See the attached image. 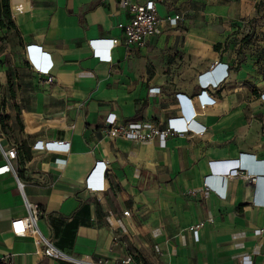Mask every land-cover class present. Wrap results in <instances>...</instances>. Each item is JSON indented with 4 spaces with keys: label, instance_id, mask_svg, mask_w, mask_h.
<instances>
[{
    "label": "crops",
    "instance_id": "obj_1",
    "mask_svg": "<svg viewBox=\"0 0 264 264\" xmlns=\"http://www.w3.org/2000/svg\"><path fill=\"white\" fill-rule=\"evenodd\" d=\"M26 1L27 9H14ZM184 1L160 5L158 31L129 51L109 44L122 34L117 22L129 16L120 0H11L14 25H0V166L13 143L18 157L15 171L0 172V264H69L10 231V220L29 212L26 197L42 209L40 232L77 255L130 253L133 264H264V82L251 57L238 67L226 49L230 30L204 21L227 13L228 4H209L195 24L186 14L171 24L167 14L191 9ZM97 39L110 60L95 54ZM28 45L50 54L51 81L36 71ZM217 61L229 64L228 76L209 90L215 103L201 107L200 74ZM222 74L218 68L211 76ZM179 93L189 99L185 109ZM110 112L163 121L183 114L204 133L174 135L165 145L110 138L101 132ZM61 139L69 148H42ZM242 156L249 178L232 171L243 167L213 165ZM96 160L111 170L101 191L86 186ZM197 223L198 239L190 228Z\"/></svg>",
    "mask_w": 264,
    "mask_h": 264
},
{
    "label": "built area",
    "instance_id": "obj_2",
    "mask_svg": "<svg viewBox=\"0 0 264 264\" xmlns=\"http://www.w3.org/2000/svg\"><path fill=\"white\" fill-rule=\"evenodd\" d=\"M122 7L128 12L127 20H120L117 22V26L122 30L120 36H114L109 38V44L112 46L123 45L126 50L131 51L132 48L141 49L144 48L152 35L158 31L159 24L162 20L160 14V5L167 4L171 6L172 0H120ZM11 5V0H10ZM28 8V3H16L14 9L16 11L24 10ZM13 10V9H12ZM11 10L13 17L14 12ZM186 12L181 8L174 13H169L166 19L171 24H178L180 20L185 17ZM102 42L100 39L92 40V44L95 46V54L101 58L111 59V55L100 49L99 44ZM27 53L31 56L34 63V67L37 72L48 74V81H51L53 76L50 70L53 67L51 56L47 51H42L41 46H27ZM220 68L223 74L218 78H213L211 74H214ZM211 71H206L200 74V91L195 96L198 100V104L201 107L214 104L216 98L210 94L209 90L213 87L220 86L221 82L225 77L228 76L229 64L226 62H215L211 65ZM154 89V88H152ZM179 100L183 105V108H187L189 99L178 94ZM259 98L264 101V90L260 91ZM193 114V110H192ZM188 123L186 116L183 114L171 116L166 121L155 120L151 118L142 119H125L116 112L108 113L101 126V132L104 136L110 138L123 137L132 141H153L159 140L160 144L165 145L169 137L174 135H185L188 132H192L196 135H203L204 129L193 130ZM193 130V131H192ZM262 130L264 131V121ZM45 149L53 148L58 149L57 151H63V145H67L69 148L70 144L66 140L47 141L42 143ZM39 145V144H36ZM6 163L0 166V172L13 170L15 168L12 164V160L18 157V148L15 143L11 147L3 150ZM243 158V160H242ZM232 160L217 161L213 165L220 166L221 168H230V166H238L243 168L233 167L232 171L249 178V172H247V166L244 163L245 157L242 156ZM245 167V168H244ZM95 168H100L98 175ZM95 171V173H94ZM249 171V169H248ZM110 174L111 170L108 163L104 160H96L92 173L86 179V186L89 189L94 190H105L110 185ZM97 175V176H96ZM258 177V176H257ZM256 178V177H253ZM208 183V181H206ZM24 182L19 180V188L23 191ZM25 204L29 210L27 215L13 217L10 220L9 229L14 235L28 236L34 238L35 242L41 246H44L43 252L45 255L55 259L62 260L69 264H133L134 257L132 254H127L123 258H106L95 256L92 253L74 254L65 248L59 246L54 240L43 235L38 227L37 221L42 213L41 207L27 197L25 198ZM130 213L129 209L123 210V214L127 215ZM201 223H197L191 226L193 234L198 239V228ZM259 230H257L258 232ZM249 258L246 255L245 261Z\"/></svg>",
    "mask_w": 264,
    "mask_h": 264
},
{
    "label": "rangeland",
    "instance_id": "obj_3",
    "mask_svg": "<svg viewBox=\"0 0 264 264\" xmlns=\"http://www.w3.org/2000/svg\"><path fill=\"white\" fill-rule=\"evenodd\" d=\"M216 1L221 0H185L184 3L190 2L191 5V9L186 11L190 23L195 24L198 18L205 17L201 13L205 11L206 6ZM223 1L228 4L227 13L213 16L211 21L204 19L205 23L221 32L229 29L231 35L226 41V49L235 53L238 60L251 57L256 72L260 73L258 78L264 82V0ZM184 3L182 6L186 5ZM247 52L251 55H245ZM177 55L178 52L169 56L175 58Z\"/></svg>",
    "mask_w": 264,
    "mask_h": 264
},
{
    "label": "trees",
    "instance_id": "obj_4",
    "mask_svg": "<svg viewBox=\"0 0 264 264\" xmlns=\"http://www.w3.org/2000/svg\"><path fill=\"white\" fill-rule=\"evenodd\" d=\"M256 5H258V3ZM5 24L14 25L11 15L10 0H0V25L4 26ZM215 47L219 49L221 47V42L217 43ZM242 60L243 59H239L238 67H240Z\"/></svg>",
    "mask_w": 264,
    "mask_h": 264
},
{
    "label": "clouds",
    "instance_id": "obj_5",
    "mask_svg": "<svg viewBox=\"0 0 264 264\" xmlns=\"http://www.w3.org/2000/svg\"><path fill=\"white\" fill-rule=\"evenodd\" d=\"M29 59L33 62V60H32V58H31V56L29 55ZM33 65H34V63H33Z\"/></svg>",
    "mask_w": 264,
    "mask_h": 264
}]
</instances>
